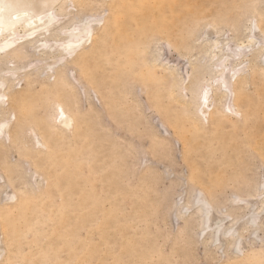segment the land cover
Here are the masks:
<instances>
[{
  "label": "bare ground",
  "instance_id": "6f19581e",
  "mask_svg": "<svg viewBox=\"0 0 264 264\" xmlns=\"http://www.w3.org/2000/svg\"><path fill=\"white\" fill-rule=\"evenodd\" d=\"M69 1L77 9L75 15H72L67 9ZM80 1L82 0H77V2ZM83 1L85 4V0ZM98 1L107 12L101 18L92 14L80 15L76 0H0V3L5 5L4 12L0 14V19H2V23H0V65L4 63L9 65L13 61L21 59L25 55V49H33L39 56L45 54L47 57L42 58L41 61L45 59L42 65L34 70L41 74L47 67L57 64L65 55L72 54L69 59L62 60L63 63L54 67L52 81L39 93H30L25 89H11L6 74L18 73L23 65L12 64L10 67L8 65H3L5 68L0 67V116H2L1 114L8 116L7 119L0 120V125H2L0 134L6 137L8 143V145H3L0 142V167L8 174L18 170L17 164L8 162L5 154L8 146H16L18 157L20 159L21 157L27 158L33 171L48 179L45 191L40 192L37 196L28 194L19 199L17 194H14V199L10 203L0 205V227L3 236L6 237V242H9L11 246L8 245L9 252L8 256L6 254L7 258L5 257V259L7 260L4 264H13L14 259L20 255L19 242L22 237L27 232L35 231L34 226L30 224L35 208L41 206L46 201L45 199L50 201L49 197L52 195L61 198L59 206L49 210V213L57 218L56 226L50 232L47 247L39 252V263L30 261L26 264H43L47 257L50 259L57 257L61 250L67 251L68 259H66L72 264H86L91 257H98L96 264H108L98 253L102 245H107L110 242V237L114 235L121 237V251L128 250L134 245L132 237L124 233L125 227L112 219L122 211L121 204L113 202L109 209H105L100 216L98 225L88 232L89 237L95 233L98 240L90 239L81 243L74 241L77 230L89 228L87 217H85L88 215V211L85 210L87 209L86 204L93 197L91 190H78L77 188L80 179L79 164H81L78 159L81 155L96 153V150L95 145L88 139V136L94 132L91 116L77 115L70 110L72 97L68 95V90L64 89L67 86V81L63 74V68L67 64L79 66L80 76L76 78L82 77L88 84L95 85L94 93L97 100L111 114H113L111 111L113 110L118 116L120 111H117L116 104L120 97L115 95V90L111 87L117 77L121 78L123 74H131L148 87V99L152 106L160 109L167 124L173 128L174 133L182 141V159L188 167L185 178L187 184H199L209 191L224 180L223 172L231 165L230 158L226 156L221 155L218 159L213 158L215 152L223 149L234 152L238 148L234 137L229 134L227 128L235 127L233 119L237 117L239 120L241 118L244 123H249L250 119L252 123L253 121L256 123L255 115L258 110L263 108L259 104H254L248 97H243L236 89L238 85L248 80L246 76L242 75L243 60L245 58L249 60L248 69L252 64L255 65L254 61L258 60V56L263 55L261 51L264 46L259 45L256 48V45L258 40H264V34L260 31V33L252 31V22H254V28L256 27L255 31L257 28L259 29L255 18L251 19L252 24L248 23L246 33L242 34L243 36L247 34L244 41H237V38L236 40L234 38L226 40H222L223 38L218 40L219 37L212 38L213 40L204 48L206 50H203L204 55H207L208 68L206 69L212 73L211 77L208 76L206 79L202 76L200 80L204 79V81L202 84L199 81L200 85L191 83L190 88L188 87L191 92L188 100H183V104L179 101L182 105H175L172 104L177 100L174 88L175 86L178 88V83L173 78H169L171 83H165L164 79L155 76L151 67H158L159 63L155 60L152 63L150 61L149 63L140 62L142 68L138 66L134 69L132 57L129 56L126 61L113 63L116 73L111 75L109 74L111 71L106 70L108 65H112L109 53H103L97 42L110 39L111 47L119 49V51L136 49L135 55H138L137 51L141 47V40L148 37L149 33L177 38L187 18L190 15L199 17L198 14L201 15L205 11V6L186 9V13L189 12L187 16L186 13L182 14V7L192 6L190 0ZM9 5L12 7H8ZM67 15V21L70 22L68 25H66V21H62L64 19L60 18ZM97 38H99L98 41ZM208 40L206 39V41ZM167 45L169 44L167 43ZM248 47H251L249 53L246 52ZM259 49L261 51H258ZM253 66L251 69L254 68ZM171 70L172 68L168 69L169 76L172 74ZM173 70L175 71V69ZM180 88L182 89V87ZM260 89L261 85H258L256 91L258 92ZM222 100L225 101L221 108ZM41 108L44 109L42 115L39 112ZM52 109L55 111L54 121L51 120L54 116L51 114ZM226 109L230 112L226 113L224 111ZM262 121L264 122V113H262ZM252 123L244 125L246 143L264 160V128L259 130L257 125L255 123L252 125ZM163 126L166 127L164 123ZM26 129L33 132L37 147L22 145V142L20 144L21 133ZM212 141L214 145L210 146L209 142ZM230 154L233 153L230 152ZM90 166L94 167L92 163ZM104 181L108 187H113L111 172L106 174ZM6 182L10 183L9 179H6ZM253 188L256 191L252 192L256 193L259 198L261 197L260 206L253 209L254 207L251 208L247 204L249 209L242 224L246 230L250 228L252 237L258 230L264 232V180L262 184L259 183L257 187ZM204 189L194 188L195 191L187 203L178 205L174 202L176 216H182L183 213H187L186 211L193 210L195 213L192 215L196 216L194 221L198 220V233L201 236L206 232L207 239L203 238V242H208L209 245L217 244L218 248L228 246L232 254L233 252L235 254L236 252L237 254L238 252L242 253L244 241H241V234L236 227L237 219L231 217L229 213L216 209ZM74 193L77 195V200L71 201L70 197H74ZM244 199L246 200V198ZM244 199L237 194L231 197V201ZM60 210L62 212L58 215L57 212ZM229 217L231 219L227 221ZM257 237L264 240V234ZM79 248L84 249L82 255L77 252ZM103 255L105 258H112L110 264H122V261L118 259L119 254L117 256L110 249H106ZM134 257L135 259L142 257V261L145 259L144 254L134 255ZM67 260L61 259V263H59L60 259H57L56 264H64ZM242 260L243 255H236L233 264L247 263ZM248 262L250 263L249 259ZM250 264L259 263L254 261Z\"/></svg>",
  "mask_w": 264,
  "mask_h": 264
},
{
  "label": "rangeland",
  "instance_id": "374dc122",
  "mask_svg": "<svg viewBox=\"0 0 264 264\" xmlns=\"http://www.w3.org/2000/svg\"><path fill=\"white\" fill-rule=\"evenodd\" d=\"M87 1L85 0L84 4L83 0L80 2L76 0L80 15L92 14L101 18L107 14L100 1L89 0L88 3ZM190 1H192V6H183L182 14L186 13V9L199 8L200 6H205V11L201 15L198 14L199 17H191L190 15L183 23L182 31L177 38L149 33L148 37L146 36L141 40V47L137 51L138 55H135L136 49L119 51V49L111 47L110 39L97 42L103 53H109L112 63L106 69L108 72L111 71L109 74L116 73L113 63L126 61L129 56L132 57L134 69L138 66L142 68L140 62L149 63L150 61L152 63L155 60L160 65L151 67L153 73L155 76L164 79L165 83L170 82L169 78L177 81L178 88L175 86L174 95L179 100L172 104L182 105L183 100H188L191 95L189 90L191 83L200 85L199 81H201L202 76L208 79V76L210 78L212 75L211 72H208L209 69L208 71L206 69L208 68L206 64L207 55L203 53L210 41L218 37V40L222 38V40L230 38L236 40L237 38V41L240 42L246 40L244 38H247L245 37L247 34L244 36L242 34L246 33V27L253 18L257 20L259 29L257 28L255 31L256 27L254 28V22H252V31L264 34V0ZM67 6L72 15L77 13L72 2L69 1ZM186 15L188 16L189 12ZM67 17L68 15L60 17L64 19L62 21H66V25L70 23L67 21ZM244 25L245 28H243ZM98 39L96 40L98 41ZM206 39L209 40L206 41ZM263 42L264 40H258L256 48L259 45L264 46ZM25 50V55L21 59L7 64L8 67L12 64H16L15 66L23 65L20 71L6 75L9 78L11 89H25L30 93H39L48 86L53 78L54 67L72 56V54L65 55L57 64L47 67L43 72L44 74H39L34 70L42 65L45 59L42 61L41 59L47 58L46 55L39 56L33 49ZM246 50L249 53L251 47ZM261 52H263L261 56H258L260 53H257L258 60H255L257 57L254 58L255 65L252 64V66L254 65L252 69V66L247 69L249 60L246 58L243 60L242 75L246 76L248 80L236 87L238 93L243 97H248L254 104L263 107L255 115L256 123L253 121L259 130L264 128L262 121V113H264V49ZM156 59L158 60L156 61ZM48 60L50 62V59ZM3 65L7 66L5 63ZM3 65L0 67L5 68ZM156 68L158 69L156 70ZM167 68H172L170 72L173 75L170 74L169 76ZM63 74L67 81V86L64 89L68 90V95L72 97L70 110L77 115H89L92 118L91 124L94 132L88 136V139L95 145L96 150V153L81 155L78 159L81 164H79L80 179L77 188L78 190H91L93 197L86 204L87 209L85 210L88 211V215L85 217H87L89 228L77 230L75 242L81 243L90 239L98 240L95 233L89 237L88 232L98 225L100 216L105 209H109L113 202L120 203L122 211L112 219L125 227L124 233L132 237L134 245L128 250L121 251V237L119 235L110 237V242L107 245H102L98 253L108 264L112 262V258H105L103 253L106 249H110L117 256L119 254L118 259L122 261V264H227V262L233 264L236 255H243L242 261L245 263L247 261L246 264L254 261L264 264V240L257 237L262 236L264 232L258 230L257 236L252 237L250 236V228L247 227L249 230H246L245 226H242L245 214L249 209L247 204L251 208L254 207L253 209L260 206L261 197L259 198L252 191L255 189L253 187H257L259 183L262 184L264 180V160L250 149L245 139L244 131L246 129L244 125H251V119L249 123H244L241 118L239 120L237 117L233 119L235 127L227 128L229 134L234 137L238 148L234 152L224 149L215 152L213 158L218 159L221 155L226 156L230 158L231 165L223 172L224 180L209 191L199 184H196L198 187L195 184H187L185 178L188 167L182 159V141L174 133L173 128L167 124L160 109L152 106L148 99V87L131 74H123L121 78L117 77L116 82L111 84V87L115 90V95L120 97L118 104H116L117 107L115 106L120 113L118 116L111 110L114 116L97 100L94 93L95 85L88 84L82 77L76 78L80 76L78 65L67 64L63 68ZM203 81L204 79L201 84ZM197 85L196 87H198ZM258 85H261V89L257 92ZM224 101L222 100L220 103V105L222 104L221 108ZM43 111V108L39 109L41 115ZM224 111L230 112L228 109ZM51 114L54 115L51 116V120L54 121V109L51 110ZM1 115L0 120L8 118L7 115ZM87 118L89 119L88 116ZM163 123L166 127L163 126ZM0 142L3 145H8L3 134H0ZM21 142L22 145L37 147L35 136L29 129L21 133L20 144ZM209 144L213 146L214 142H209ZM230 152L233 154L229 155ZM5 154L6 160L12 164H17L18 170L8 174L0 167V205L10 203L14 199V194H17L20 199L28 194L37 196L40 192L45 191L48 179L46 176L41 177L35 173L27 158L21 157L20 159L18 157L16 146H8ZM91 163L94 167L90 166ZM110 172L113 175L114 184L112 188L108 187L104 181L106 174ZM6 179H9L10 183L7 184ZM191 185L195 189L201 187L206 190L216 209L229 213L231 217L237 219L236 227L241 234V241H244L243 254L241 252L238 254L233 252L232 254L228 246L218 248L217 244H213V246L209 245L208 242H203L204 239H207L206 232L201 236L198 233V220L197 222L194 221L196 216L192 215L195 213L193 210L186 211L187 213H183L182 216H176L174 204L182 205L189 202L195 191L193 187H190ZM234 194L243 199L246 198L248 202L245 199L231 201ZM73 196L70 197L71 201L77 200L76 193ZM49 198H51L50 201L45 199L42 207L35 208L30 223L34 226L35 231L27 232L22 237L21 242H19L20 255L14 259L13 264H26L30 261L39 263V252L47 247L50 232L56 226L57 218H54L49 210L52 207L56 208L61 202L59 196L52 195ZM61 212L62 210L57 214L59 215ZM230 219V217L227 218V221ZM4 237L0 227V264L6 262L5 257L6 254L8 256L9 252V242H6V237ZM83 251L84 249L79 248L77 252L82 255ZM139 254H144L145 259L143 261L142 257L135 259L134 255ZM66 258L68 259L67 251L61 250L57 257L51 259L47 257L43 264H56L57 259H60L58 262L61 263V259L67 260ZM97 260L98 257H91L86 264H96ZM65 262L64 264H72L68 260Z\"/></svg>",
  "mask_w": 264,
  "mask_h": 264
},
{
  "label": "snow or ice",
  "instance_id": "6c2138e0",
  "mask_svg": "<svg viewBox=\"0 0 264 264\" xmlns=\"http://www.w3.org/2000/svg\"><path fill=\"white\" fill-rule=\"evenodd\" d=\"M8 7H12L11 5H9ZM5 10V5H3V3H0V14H2ZM0 23H2V19H0ZM0 127H2V125H0Z\"/></svg>",
  "mask_w": 264,
  "mask_h": 264
}]
</instances>
